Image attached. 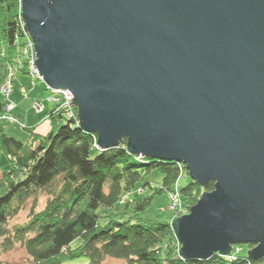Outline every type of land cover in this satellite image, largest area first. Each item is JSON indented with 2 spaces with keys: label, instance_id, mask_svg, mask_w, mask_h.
<instances>
[{
  "label": "water",
  "instance_id": "water-1",
  "mask_svg": "<svg viewBox=\"0 0 264 264\" xmlns=\"http://www.w3.org/2000/svg\"><path fill=\"white\" fill-rule=\"evenodd\" d=\"M35 67L98 146L214 182L172 221L185 259L264 264V0H22ZM70 103V104H72Z\"/></svg>",
  "mask_w": 264,
  "mask_h": 264
},
{
  "label": "trees",
  "instance_id": "trees-1",
  "mask_svg": "<svg viewBox=\"0 0 264 264\" xmlns=\"http://www.w3.org/2000/svg\"><path fill=\"white\" fill-rule=\"evenodd\" d=\"M27 33L22 0H0V88L10 74L14 83L17 72L30 74L29 59L22 47L28 41ZM34 100L49 102L47 96ZM52 104L38 121L23 123L30 133L26 142L0 128L1 147L13 162V167L0 177V264L3 253L18 244L35 264H62L80 256H88L89 264H101L108 257L123 259L124 264L262 263L243 252L236 253L244 244L233 246L236 258L218 253L207 260L183 258L172 226V212L167 209L170 216L165 220L142 217L139 211L146 210L153 197L135 198L139 194L137 184L152 171L164 174L163 186L156 191L171 190L183 176L179 162L152 157H145V162L136 160L139 155L127 150V138L119 146L101 149L98 135L78 124V114L77 119H68L64 107ZM5 106L0 92V112H5ZM44 119L50 120L51 127L41 134L36 126ZM213 189V181L202 186L190 178L180 193L189 210L202 190ZM41 192L48 197L45 206L37 210L35 201L28 219L10 226L26 202L37 200ZM129 192L131 200L122 202ZM131 203L134 211L130 210ZM77 239L81 242L74 247ZM253 246L248 244L249 248Z\"/></svg>",
  "mask_w": 264,
  "mask_h": 264
},
{
  "label": "rangeland",
  "instance_id": "rangeland-1",
  "mask_svg": "<svg viewBox=\"0 0 264 264\" xmlns=\"http://www.w3.org/2000/svg\"><path fill=\"white\" fill-rule=\"evenodd\" d=\"M27 45L28 44H23L22 47L26 49ZM25 55L27 56L26 52H25ZM17 75L18 76L15 79L17 81L16 89L14 90V93L11 96L13 100L12 99L11 100L15 105H16L15 102H18L21 104V102L26 101L24 109H25V112L27 110V116L29 117L28 119H30L29 123L28 122L27 123L30 124L34 119L38 121L40 118L38 115L39 114L41 115L42 113H39V110L36 109V107L33 104V101H27L25 99L27 98V95L30 96L29 98H31L32 93L36 94L37 92H41V89L38 87H35L34 85V83L39 81V79L37 80V77L31 76L30 74L23 75L22 73L18 74L17 72ZM18 81H21L26 84V91H21V88L19 87L20 84L18 83ZM29 84L33 87V89H30L31 86ZM46 92L49 94L48 90L47 91L45 90V93ZM48 94L46 96H48ZM52 103L48 102L44 105L46 111L53 106ZM28 109L30 110L29 112H28ZM75 110L77 112L78 107L75 106ZM0 121H4L1 123L6 124L5 132L8 133L9 135L14 136L21 141H25L28 139L30 133L25 129L23 125H21L20 121L13 122V123L9 121H5V120H0ZM50 127H51L50 120L44 119L41 122H38V125H37L38 131L37 130L36 131L41 134H45L49 131ZM0 137H1V131H0ZM12 167H13V162L8 157L4 149L1 147V142H0V177L3 172H7ZM163 177H164V174L161 171H152L151 173L145 174L142 180L139 181V183L137 184L135 190H138L139 194L135 198L143 199V198H148L151 196L153 197L148 208H146V210L144 211H139L140 216L157 217L161 220H165V219H168V217L170 216L169 211H167V209H169L172 212L170 217L172 218V220H174L190 212L191 208L189 210L187 209V205L184 202V199L182 196L180 197L181 205H179V208H177V210L173 211L171 209L172 199L170 200L169 198L170 190L165 189L162 192L156 191V190H160L161 187L163 186ZM189 182H190V175L188 172H186V174L180 178V181H179L180 188L185 186ZM142 187H144V190L140 191ZM204 192L206 191L202 190V194H204ZM131 193L132 192H129V196H128V193L123 195L122 202H126L128 200L130 201ZM134 196H136V193H134L133 197ZM201 196L198 198L196 202H194V204H191V205L192 206L196 205L197 202L200 200ZM47 198H48L47 195H45V193H42V192L37 197V200H35L34 198H30L26 202L24 208L15 217H13V219H11V221L9 222V225L13 226L16 224L24 223L29 217V213H30L31 207L33 206V203L36 201L37 203L36 209L41 210L45 206ZM132 205L133 203H131L130 208H132ZM80 242H81V239H77L76 241L73 242V246L74 247L78 246ZM242 247L243 248H240L241 251L240 250L238 251L243 252L245 254H248V251L253 248V247L249 248L248 244H244L242 245ZM2 259H3V264H35L33 259L29 257L25 248L19 244L16 245L11 251L3 253ZM89 262H90V258L88 256H80L77 258L66 259L63 261L62 264H89ZM101 264H124V260L108 257Z\"/></svg>",
  "mask_w": 264,
  "mask_h": 264
},
{
  "label": "built area",
  "instance_id": "built-area-1",
  "mask_svg": "<svg viewBox=\"0 0 264 264\" xmlns=\"http://www.w3.org/2000/svg\"><path fill=\"white\" fill-rule=\"evenodd\" d=\"M27 36H28V41L26 44H28V45L25 49V52H26L28 59H29L28 65H29V69H30V75L35 76V77H37V79L43 81L42 75L39 73L38 69L35 67L36 51L34 48V42H33L32 38L29 34ZM13 88H14L13 76H12V74H10L0 88V92L4 98V101L6 102L5 112L0 114V120H10V121H14V122L19 121V119L13 114V111L15 109V104L12 101H9L11 93L13 91ZM47 88L50 90V93H51V95L50 94L48 95L47 100L49 102H53L55 104L62 103L64 105L62 107H64L67 110V113L69 111L71 113V110L73 107V105L70 104L73 102L72 92L62 90V89L50 88L48 85H47ZM38 106L44 108V105L41 102L38 103ZM38 110H41V109L38 108ZM78 124H79V121H78ZM21 125L24 126L23 123H21ZM140 159H141V156H138V160H140ZM179 164L181 167V163H179ZM181 171H182V169H181ZM128 196H129V194H128ZM169 196L172 199L171 209L173 211L177 210V208H179V205H181V201H180L181 193H180V189H179V187H177V185H176L174 190L169 191Z\"/></svg>",
  "mask_w": 264,
  "mask_h": 264
},
{
  "label": "crops",
  "instance_id": "crops-1",
  "mask_svg": "<svg viewBox=\"0 0 264 264\" xmlns=\"http://www.w3.org/2000/svg\"><path fill=\"white\" fill-rule=\"evenodd\" d=\"M19 73H22L23 75H26V73H23V72H18V74ZM18 75L16 74V77H17ZM19 78V77H18ZM16 79V78H15ZM16 80H15V83H14V89H13V92H12V94H11V96L13 95V93H14V90L16 89ZM18 83L20 84L19 85V87L21 88V91H26V84L25 83H23V82H21V81H18ZM33 83H34V81H33ZM30 85V84H29ZM34 85H35V87H38V88H40L41 89V92H37L36 94H33L32 93V96H31V98H29L30 96H28L27 95V98L25 99V100H27V101H33L34 99H44L45 97H46V95L48 94L47 92L45 93V90L47 91V89H46V85L42 82V81H37V82H35L34 83ZM31 86V85H30ZM30 89H33V87L31 86L30 87ZM20 90V89H19ZM44 93V94H43ZM11 96H10V98H11ZM22 97V96H21ZM24 98V97H23ZM12 99V98H11ZM13 100V99H12ZM25 102L26 101H23V102H21V104L20 103H18V102H15L16 103V108H15V110H14V112L18 115V116H20L21 117V119L23 120V121H25V122H28L29 123V121H30V119H28L29 117L27 116V110H26V112H25ZM53 107V106H52ZM51 107V108H52ZM51 108H49L48 110H50ZM30 110L28 109V112H29ZM25 114V115H24ZM39 117L41 116L40 114L38 115ZM37 120L36 119H34L30 124H32V123H34V122H36ZM1 122H4V121H0V128H4V130H6V128H5V125L6 124H3V123H1ZM10 122V121H9ZM36 130L38 131V128H37V126H36ZM8 134V133H7ZM9 135V134H8ZM10 136H12V135H10ZM14 137V136H13ZM16 138V137H15Z\"/></svg>",
  "mask_w": 264,
  "mask_h": 264
},
{
  "label": "bare ground",
  "instance_id": "bare-ground-1",
  "mask_svg": "<svg viewBox=\"0 0 264 264\" xmlns=\"http://www.w3.org/2000/svg\"><path fill=\"white\" fill-rule=\"evenodd\" d=\"M44 82V81H43ZM62 90H66V91H71V90H69V89H62ZM72 92V91H71ZM12 94V93H11ZM72 96H74V94H73V92H72ZM9 101H12V100H9ZM74 101V100H73ZM38 103L39 102H37L36 100H33V104H34V106L36 107H38L39 109H41V110H39V113H42L43 111H45L44 109H45V106H44V108H42V107H39L38 106ZM54 105H56V106H59V107H61V106H64L62 103H60V104H54ZM71 105H73V103L71 104ZM36 107V109H38ZM75 107V106H74ZM74 107H72V110H71V113H70V111L67 113V110L65 109L64 111H65V113H66V116H67V118L68 119H77V114H78V110H77V112H76V110H75V108ZM6 108V107H5ZM15 108H16V105H15ZM43 110V111H42ZM79 121V120H78ZM27 130V129H26ZM28 131V130H27ZM29 132V131H28ZM28 140V139H27ZM27 140H25V141H23V142H26ZM136 155V154H135ZM139 156H141V159L140 160H143L144 162H145V157L144 156H142V155H139ZM135 159L137 160L138 159V156H136L135 157ZM175 162V161H174ZM178 163V162H177ZM182 166L180 167L181 169H183L182 171H181V174L182 175H185L186 174V165L184 164V163H182L181 164ZM185 167V168H184ZM187 171H188V169H187ZM188 173H189V171H188ZM191 178V177H190ZM179 181H180V179L176 182V184H175V186H174V188L172 189V190H174L175 189V187H176V185H177V187H179L180 188V186H179ZM182 188V187H181ZM203 195V194H202ZM170 198V197H169ZM131 200V199H130ZM170 200H171V198H170ZM171 204H172V201H171ZM131 211H134L132 208L130 209ZM173 226V225H172ZM174 229V228H173ZM175 231V230H174ZM175 236H176V239H177V241H178V245H179V247H180V249H181V247H182V244H181V242L178 240V238H177V235H176V233H175ZM240 245H242V244H240ZM237 247L239 246V245H236ZM238 250H240L241 251V249H240V247H238L237 248V250H236V253H238V252H240V251H238ZM233 251V250H232ZM238 251V252H237ZM235 253V251L232 253L231 252V254H229V255H227V256H229V258H236L237 257V255L238 254H236ZM179 254H180V251H179ZM216 254V253H215ZM181 255V254H180ZM184 258V257H183ZM187 260H189V259H187ZM205 260H207V259H205Z\"/></svg>",
  "mask_w": 264,
  "mask_h": 264
}]
</instances>
